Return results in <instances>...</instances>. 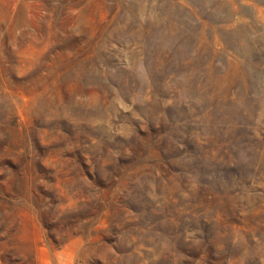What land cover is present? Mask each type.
I'll list each match as a JSON object with an SVG mask.
<instances>
[{
  "label": "rangeland",
  "instance_id": "374dc122",
  "mask_svg": "<svg viewBox=\"0 0 264 264\" xmlns=\"http://www.w3.org/2000/svg\"><path fill=\"white\" fill-rule=\"evenodd\" d=\"M0 264H264V0H0Z\"/></svg>",
  "mask_w": 264,
  "mask_h": 264
}]
</instances>
